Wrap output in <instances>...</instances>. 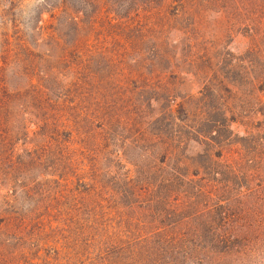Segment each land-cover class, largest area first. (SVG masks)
<instances>
[{
	"label": "rangeland",
	"instance_id": "374dc122",
	"mask_svg": "<svg viewBox=\"0 0 264 264\" xmlns=\"http://www.w3.org/2000/svg\"><path fill=\"white\" fill-rule=\"evenodd\" d=\"M44 1L0 0V264H264V69L246 83L239 67L264 0H78L72 35ZM74 46L92 69H62ZM208 83L241 111L222 147L239 165L201 193L167 187L140 131ZM155 199L177 210L157 223Z\"/></svg>",
	"mask_w": 264,
	"mask_h": 264
},
{
	"label": "trees",
	"instance_id": "16d2710c",
	"mask_svg": "<svg viewBox=\"0 0 264 264\" xmlns=\"http://www.w3.org/2000/svg\"><path fill=\"white\" fill-rule=\"evenodd\" d=\"M76 2L78 0H75L71 5L69 0L44 1L46 6L50 7V11L58 6L59 8H55L58 9L56 11L67 15L66 18L70 25L69 33L66 35L75 34L78 29L79 18L75 13L80 8L76 7L78 6ZM246 28L249 31V36L255 39L239 57L241 60L239 67L243 73L244 82L253 83L259 79L255 70L264 69V38L259 36L261 32L258 29L251 26H246ZM87 49L82 50L78 46L67 49L61 47L58 59L63 63L62 69H92L90 66L92 56L87 52L89 48ZM214 89L213 85L206 84L198 96L201 105H195L194 109H190V98L180 97L175 102L173 109L169 105H165L158 113L144 121V128L140 131L139 137L143 141V145H146L143 151L147 158L155 157L157 162L155 165L147 162L148 173L151 175L157 173L158 181L166 182L165 186L167 187L176 183L178 185L193 183L197 185L196 190L201 193L199 183L206 185L212 181H218L217 174L219 175L221 171H226L231 175L235 174L234 169H237L239 160L231 162V159L224 157L222 147L225 143L234 141V135L228 123L235 120L241 111L218 101ZM252 137V133H248L245 137L242 136V139ZM190 141L199 147L191 156ZM238 144L241 146V141H238ZM187 201L185 200L182 205L187 204ZM144 204L145 212L147 210L157 223L165 216L167 218L169 213L177 210L175 208L177 203L167 199L163 203L161 199H155L144 202ZM96 213L91 210L83 212L79 219V227L83 231H94L93 225L97 224L96 216L98 214ZM194 213H198V211L196 210ZM221 217L222 222L230 220L226 215H221ZM158 227L160 226H156L152 231H162ZM162 228L165 227L162 226ZM216 238H220V236ZM221 238L227 240L229 236H221Z\"/></svg>",
	"mask_w": 264,
	"mask_h": 264
}]
</instances>
